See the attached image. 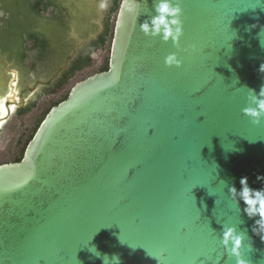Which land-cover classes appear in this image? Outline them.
<instances>
[{
  "label": "water",
  "instance_id": "obj_1",
  "mask_svg": "<svg viewBox=\"0 0 264 264\" xmlns=\"http://www.w3.org/2000/svg\"><path fill=\"white\" fill-rule=\"evenodd\" d=\"M121 2L108 68L75 82L21 158L0 163V264H235L223 223L245 233L250 264H264V229L226 186L247 176L264 187V120L242 112V86L264 83V0H182L179 48L140 30L153 0L138 16ZM86 4L71 30L85 21L91 37L99 3ZM170 52L181 66L165 65ZM8 71L0 102L17 100Z\"/></svg>",
  "mask_w": 264,
  "mask_h": 264
},
{
  "label": "trees",
  "instance_id": "obj_2",
  "mask_svg": "<svg viewBox=\"0 0 264 264\" xmlns=\"http://www.w3.org/2000/svg\"><path fill=\"white\" fill-rule=\"evenodd\" d=\"M0 1L8 9L7 20L0 26V45L3 48L14 51L23 64H26L27 54L30 51H34L29 68L31 70L40 68L46 74H43V82L40 84L38 91H36L37 96L55 92L76 72L90 64L92 52L104 47L111 40L114 23L112 17L116 14L120 3V0H108L109 7L103 13L100 28H97L91 37L85 31L86 33L84 32V34L80 35V39L83 41L80 42L66 38L67 34L65 35V32L71 20V15L61 1ZM21 3H24L35 16L44 20V29L33 27L31 23L27 22V19L21 18L19 8ZM53 59L56 60L51 64ZM107 68L108 59L97 71H103ZM67 94L68 92L56 101L54 105L65 99ZM35 103V100H29L23 111H29ZM20 158L21 153L15 160L18 161Z\"/></svg>",
  "mask_w": 264,
  "mask_h": 264
},
{
  "label": "rangeland",
  "instance_id": "obj_3",
  "mask_svg": "<svg viewBox=\"0 0 264 264\" xmlns=\"http://www.w3.org/2000/svg\"><path fill=\"white\" fill-rule=\"evenodd\" d=\"M59 1H61L67 7V11L71 9L73 14H70L71 20L69 21L67 30L65 32V35L67 34L66 38H68L70 34L74 36L73 38H79L80 35L84 34L85 31L89 33L85 21H79L78 23L76 22L77 26H75V30H71V28L73 27L72 22H74L72 18H76L75 12L77 13L79 10H81L80 13H78L80 16L81 12H86V3H91L93 1L99 3L100 0ZM19 8L22 19H27V22L31 23V26L33 27L44 29L45 25L42 18L35 16L28 9V7L24 5V3H21ZM7 10L8 9L4 7L0 1V26L7 20ZM103 13L104 11H101L99 9V20L97 21V23H99V26L101 25V18L103 16ZM114 18L115 14L112 17V21H114ZM71 40L73 39L71 38ZM109 49L110 41H108L104 47L96 49L94 52H92L90 64L80 71L76 72L71 78L68 79L65 84L57 88L55 92L37 96L36 91H38L40 84L43 82L44 75L46 74H44L43 70H41L40 68H37L35 70H31L29 68L34 51H30L27 54L25 60L26 64H23L18 59L14 51L3 48V46L0 45V98L6 93H9L11 72L8 71V69L13 68L17 71L18 74V79L15 84L17 92L21 93L23 96L28 95V100L36 101L35 105L29 111L22 115H16L14 112L8 113L7 120L0 129V162L11 161L15 157H18L20 153H22L26 142L28 141L29 137L35 132L37 126L39 125L49 108L53 106L54 103L58 101L64 94H66L75 82L85 78L86 76L94 72H97L100 66L103 65L104 62L108 59ZM55 60L56 59H53V62H51V64H53ZM11 99L14 103V98ZM0 108H2L1 104ZM1 112L2 110L0 111V113Z\"/></svg>",
  "mask_w": 264,
  "mask_h": 264
},
{
  "label": "clouds",
  "instance_id": "obj_4",
  "mask_svg": "<svg viewBox=\"0 0 264 264\" xmlns=\"http://www.w3.org/2000/svg\"><path fill=\"white\" fill-rule=\"evenodd\" d=\"M108 7V0H100L98 8L101 11H106ZM120 7L130 16H138L140 0H122ZM153 10L155 14L140 23V30L146 36H158L164 42L171 41L174 47L179 48L180 39L184 34L182 0H153ZM261 43L264 46V41ZM164 63L169 67H179L182 60L177 52H170L164 57ZM257 71L264 74V62L260 63ZM242 87L247 88V106L242 109V112L250 118L253 124L258 125L264 120V83L260 85L258 92L254 88ZM256 179L264 181V175H257ZM239 184V189L234 183L226 185L229 200L240 212L242 211L249 219H254V223L264 229V187H251L247 176H241ZM241 202L244 205L242 209L240 208ZM220 234V242L224 251L228 256L235 258V264H250L242 251L245 233L238 231L235 225L223 223ZM261 239H264V236ZM116 257L119 260V257Z\"/></svg>",
  "mask_w": 264,
  "mask_h": 264
},
{
  "label": "flooded vegetation",
  "instance_id": "obj_5",
  "mask_svg": "<svg viewBox=\"0 0 264 264\" xmlns=\"http://www.w3.org/2000/svg\"><path fill=\"white\" fill-rule=\"evenodd\" d=\"M8 93H6L4 96H6ZM4 96H2L0 99H2ZM17 100L14 99V107L12 110H7V107H9L10 103L12 102V99H7L4 102H0L2 108H0V111L2 110V112L0 113V129L3 126V124L5 123V121L7 120V116L8 113H15L16 115H22L24 113H26L27 111H23L24 108H26L27 103H28V95L23 96L21 93L17 92ZM15 98V97H14ZM5 109V110H4ZM27 144V142H26ZM25 144V146H26ZM25 148V147H24ZM24 151V149H23ZM23 151L21 153V156L23 154ZM16 158V157H15ZM15 158L11 161H16ZM4 162H9V161H3L0 163H4Z\"/></svg>",
  "mask_w": 264,
  "mask_h": 264
}]
</instances>
